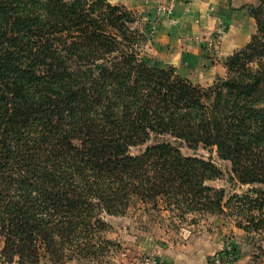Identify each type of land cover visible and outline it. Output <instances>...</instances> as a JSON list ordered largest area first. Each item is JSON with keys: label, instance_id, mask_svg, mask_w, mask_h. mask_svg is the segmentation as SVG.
<instances>
[{"label": "trees", "instance_id": "16d2710c", "mask_svg": "<svg viewBox=\"0 0 264 264\" xmlns=\"http://www.w3.org/2000/svg\"><path fill=\"white\" fill-rule=\"evenodd\" d=\"M243 8L256 31L204 87L144 58L123 5L0 0V264L95 260L134 200L174 230L211 215L264 234V0ZM154 134L216 147L251 188L226 200L223 171L171 142L130 153Z\"/></svg>", "mask_w": 264, "mask_h": 264}, {"label": "rangeland", "instance_id": "374dc122", "mask_svg": "<svg viewBox=\"0 0 264 264\" xmlns=\"http://www.w3.org/2000/svg\"><path fill=\"white\" fill-rule=\"evenodd\" d=\"M109 1L115 5L125 6L137 15L139 21L137 25L146 31L150 37V40L144 44V58L150 59L153 64L160 67L174 66L162 60L163 55L155 51L152 42L153 33L151 29L158 22L157 19L161 22L172 15L159 12L158 6L161 0ZM179 1L176 2V5ZM227 1L230 2L227 3L228 11L230 9L233 10L234 14H238L237 20L240 26L246 27L248 25V28L239 31V35L232 30L233 34L242 41H239L240 47L235 48V52L249 43L257 28L256 20L250 15L248 8L246 10L249 14L238 10H241L240 6L243 3H256L258 0ZM140 2L142 4L139 7ZM227 24H231L229 20H227ZM227 28L229 29L228 25L221 24L220 27L211 30L209 34L195 37L212 61V84L217 78L225 76V63L228 57L234 53L230 55L224 53ZM228 49L233 50L230 45H228ZM174 67L178 71V68ZM191 81L203 86L196 80ZM200 81L203 84L207 83V81ZM160 142H171L179 146L185 155H194L214 162L223 171V175L209 181L208 184L216 188H224L226 200L233 193H244L251 188L250 185H241L236 180L231 179L234 175L232 164L229 160L220 158L216 147L200 145L196 149H191L186 143L171 135L154 134L146 144L132 147L130 153L133 155L140 154L148 146ZM154 214H157L156 211ZM169 215V212L162 213L161 216L165 218L164 222L158 218L159 216L152 218L143 211L141 203L134 200L125 215H108L106 217L110 226L103 235L113 242L107 245L105 251L100 253L99 258L87 262L73 259L65 262V264H214V259L221 257L220 252L224 250L231 254L230 258L226 257L227 263L225 264H264V234L249 233L237 227L235 217L207 215L194 224L188 220L179 230H174L168 226ZM43 263L52 264L48 258L43 259Z\"/></svg>", "mask_w": 264, "mask_h": 264}, {"label": "crops", "instance_id": "0c3cea01", "mask_svg": "<svg viewBox=\"0 0 264 264\" xmlns=\"http://www.w3.org/2000/svg\"><path fill=\"white\" fill-rule=\"evenodd\" d=\"M227 3L230 2L227 0L179 1L172 15L161 21L154 30L151 29L155 51L163 55L164 62L176 66L178 72L185 78L196 80L203 86H210L213 83L211 79L213 64L195 37L209 34L221 24L228 25L229 29L227 28L225 34L227 39H224V53L230 55L239 46V41L242 42L232 30L238 34L243 28H248V25L240 26L237 20L238 14H234L230 9L228 11ZM141 4V2L138 4L139 7ZM238 11L249 14L246 8ZM227 20L231 24H227ZM228 45L232 47V51L228 49ZM200 80L207 83L203 84Z\"/></svg>", "mask_w": 264, "mask_h": 264}, {"label": "built area", "instance_id": "2783aa9c", "mask_svg": "<svg viewBox=\"0 0 264 264\" xmlns=\"http://www.w3.org/2000/svg\"><path fill=\"white\" fill-rule=\"evenodd\" d=\"M179 0H161V2L159 3L158 6V10L160 13H164L167 15L172 14V12L175 9L176 6V2H178ZM157 23L154 25L153 30L159 25V19H157ZM227 263V262H226ZM214 264H225V259H222L221 257H216L214 259Z\"/></svg>", "mask_w": 264, "mask_h": 264}]
</instances>
